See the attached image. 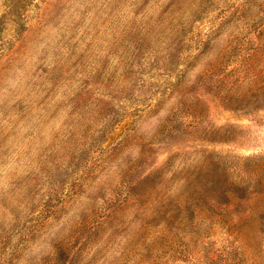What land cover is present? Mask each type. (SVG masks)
I'll use <instances>...</instances> for the list:
<instances>
[{"label": "rangeland", "instance_id": "374dc122", "mask_svg": "<svg viewBox=\"0 0 264 264\" xmlns=\"http://www.w3.org/2000/svg\"><path fill=\"white\" fill-rule=\"evenodd\" d=\"M0 264H264V0H0Z\"/></svg>", "mask_w": 264, "mask_h": 264}, {"label": "trees", "instance_id": "16d2710c", "mask_svg": "<svg viewBox=\"0 0 264 264\" xmlns=\"http://www.w3.org/2000/svg\"><path fill=\"white\" fill-rule=\"evenodd\" d=\"M237 109L238 108L231 107V110H233V111H236ZM238 126H240V125H238ZM208 139L209 140H213L215 138H211L210 137ZM222 140L223 141L236 142L238 140V138H236V136H232V135L226 134L225 136L222 137ZM198 182L199 183H197L195 187L198 188L199 192L201 193V195L203 197L208 198L210 194H214L215 195V192L214 191L210 192V189L211 188L217 189V187H218V183L217 182H215L214 180H210V179H204V180L202 179V180H199ZM220 192L221 191H218L217 194L220 193ZM225 195H226V193H225Z\"/></svg>", "mask_w": 264, "mask_h": 264}]
</instances>
